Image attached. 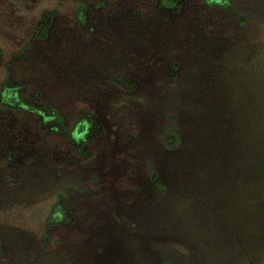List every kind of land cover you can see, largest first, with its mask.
Here are the masks:
<instances>
[{
    "label": "rangeland",
    "instance_id": "1",
    "mask_svg": "<svg viewBox=\"0 0 264 264\" xmlns=\"http://www.w3.org/2000/svg\"><path fill=\"white\" fill-rule=\"evenodd\" d=\"M170 1L0 0V264H264V0Z\"/></svg>",
    "mask_w": 264,
    "mask_h": 264
},
{
    "label": "trees",
    "instance_id": "2",
    "mask_svg": "<svg viewBox=\"0 0 264 264\" xmlns=\"http://www.w3.org/2000/svg\"><path fill=\"white\" fill-rule=\"evenodd\" d=\"M166 4H172L173 2L172 1H170V0H166V2H165ZM262 55V54H261ZM56 112V111H55ZM57 118H58V115H57ZM59 119H60V121H62V118L61 117H59ZM62 123V122H61ZM65 126H63V128H64ZM179 142H180V139H179ZM53 221V218H51L50 220H49V225H48V229L51 227V225H52V222ZM0 251H1V249H0Z\"/></svg>",
    "mask_w": 264,
    "mask_h": 264
}]
</instances>
